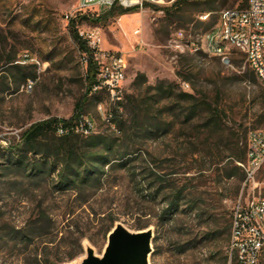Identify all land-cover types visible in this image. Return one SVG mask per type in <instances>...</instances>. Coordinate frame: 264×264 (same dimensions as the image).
<instances>
[{
	"label": "rangeland",
	"instance_id": "obj_1",
	"mask_svg": "<svg viewBox=\"0 0 264 264\" xmlns=\"http://www.w3.org/2000/svg\"><path fill=\"white\" fill-rule=\"evenodd\" d=\"M176 1L151 0L91 25L79 19L78 0H0V264L78 262L87 244L102 255L116 224L152 230L150 264H229V202L244 180L234 167L249 132L264 130V85L242 53L228 48L225 62L206 47L220 11L244 0H185L172 7ZM70 15L79 32L98 35L101 49L127 57L121 132L98 110L101 104L113 113L114 102L86 93L84 56L70 37ZM178 31L184 33L179 43L199 50H180ZM31 72L36 78L26 80ZM138 75L146 81L137 83ZM160 81L217 108L218 120L208 121L203 112L187 118L189 102L159 95ZM83 97L91 133L115 140L116 155L98 181L60 190V168L39 176L10 165L9 152L22 150L27 128L68 120ZM122 153L123 166L116 158ZM257 178L264 180V166Z\"/></svg>",
	"mask_w": 264,
	"mask_h": 264
},
{
	"label": "built area",
	"instance_id": "obj_2",
	"mask_svg": "<svg viewBox=\"0 0 264 264\" xmlns=\"http://www.w3.org/2000/svg\"><path fill=\"white\" fill-rule=\"evenodd\" d=\"M151 0H78L77 10L86 13L94 8L114 6L123 9L142 7ZM74 18L66 16L67 22ZM92 50V62L95 66V82L88 94L105 93L114 104L123 101L122 88L126 80L128 60L124 53L104 50L99 47L100 39L95 32H79ZM138 34V31H136ZM184 33L178 31L176 40L178 48L184 52H197L195 43H179ZM206 47L214 55L221 56L225 62L227 49L238 51L245 56L246 62L256 78L264 85V0H248L245 8L221 10L218 25L206 36ZM33 82L28 81L25 89L31 91ZM121 111V105L117 106ZM99 112L110 121L111 112H105L101 104ZM92 123L84 118L76 132L88 135ZM116 130L115 125H111ZM68 130L59 127L57 135L67 134ZM244 174L239 195L230 201L231 229L227 246L229 264H262L264 255V180H258V173L264 166V130L250 131L246 140V159L237 162Z\"/></svg>",
	"mask_w": 264,
	"mask_h": 264
},
{
	"label": "trees",
	"instance_id": "obj_3",
	"mask_svg": "<svg viewBox=\"0 0 264 264\" xmlns=\"http://www.w3.org/2000/svg\"><path fill=\"white\" fill-rule=\"evenodd\" d=\"M185 0L176 1L172 7H177L181 2ZM202 2V1H201ZM205 2V1H204ZM248 0H244L239 8H245ZM170 7V8H172ZM137 8L123 9L120 7H112L102 15H96L95 13L86 12L80 15L79 19L87 21L91 25H98L101 20L108 18L109 16L125 15L133 12ZM168 11V10H167ZM91 14V15H90ZM78 19L76 17L69 19L68 27L70 29V37L79 50L80 54L84 56V63L86 66L85 82L87 86V92L95 82V66L92 62V50L87 45L78 30ZM36 73L31 72L25 77L28 79H35ZM145 77L143 75L137 76V83L144 82ZM157 91L159 95L165 98H177V100H185L190 104V115L187 118L195 116L197 113H206L209 117L208 121L218 120L220 112L217 108L207 104L203 99H197L190 93L176 94L172 89L165 88L163 82H159L157 85ZM100 95L105 93L101 92ZM87 95V94H86ZM97 95V94H94ZM128 100L129 97L126 96ZM86 104V97H83L75 105L73 115L68 120L50 119L43 122L32 124L21 135V149L18 153L9 152V163L11 166L22 168L24 171L29 170L30 175H45L50 172L55 173L58 170V182L56 187L60 190L71 189L85 185L91 180L98 181L99 178L105 173V167L112 162V157L115 156L113 151L115 148V140L113 138L103 136L100 134L89 133L83 135L76 132V128L83 122L84 107ZM118 105H122V102ZM112 113L113 118L111 122L117 124V130L123 127V122L120 119L118 106ZM63 127L68 130L67 134L58 136L57 129ZM114 154V155H113ZM30 156L31 159H30ZM39 156L40 159L32 160ZM127 153H122L118 158V162L122 163V166L126 162ZM246 159V146L245 149L236 157L237 162H243ZM241 170V168L234 167V171ZM242 171V170H241ZM235 173H230L228 177H233ZM244 178V174H243ZM180 192L172 199L170 207H174L178 201ZM190 212L196 210V207L190 206L188 209Z\"/></svg>",
	"mask_w": 264,
	"mask_h": 264
},
{
	"label": "water",
	"instance_id": "obj_4",
	"mask_svg": "<svg viewBox=\"0 0 264 264\" xmlns=\"http://www.w3.org/2000/svg\"><path fill=\"white\" fill-rule=\"evenodd\" d=\"M153 233L151 229L132 232L116 224L107 236L102 255H97L90 245H85L84 257L68 264H150Z\"/></svg>",
	"mask_w": 264,
	"mask_h": 264
}]
</instances>
